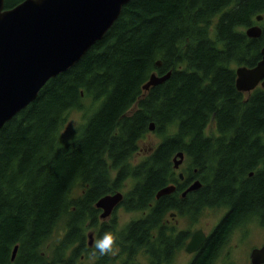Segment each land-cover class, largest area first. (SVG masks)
<instances>
[{
	"label": "trees",
	"instance_id": "16d2710c",
	"mask_svg": "<svg viewBox=\"0 0 264 264\" xmlns=\"http://www.w3.org/2000/svg\"><path fill=\"white\" fill-rule=\"evenodd\" d=\"M21 1L6 0V8ZM259 15L264 0L125 5L105 37L75 66L50 79L0 131V264H83V256L93 251L88 233L100 224L98 238L111 230L117 240L114 254L99 256V264L118 254L121 264H160L162 211L156 194L172 181L173 157L180 151L186 165L198 169L194 178H203L209 151L215 153L217 172L227 171L222 183L239 170L240 177L257 170L259 183L243 184V206L258 204L262 211L264 88L238 91L235 70L262 58L264 25L258 38L244 30ZM168 71L167 81L143 89L152 73ZM72 110H81L85 121L68 141L62 130ZM152 122L161 141L133 164ZM210 127L216 132L209 134ZM130 179L122 205L141 215L122 227L115 220L100 223L98 200L124 189ZM203 192L190 196L194 221L206 206ZM167 243L161 264L182 248L170 247L169 237L163 246ZM215 249L211 245L210 257L204 252L192 264H213Z\"/></svg>",
	"mask_w": 264,
	"mask_h": 264
},
{
	"label": "water",
	"instance_id": "95a60500",
	"mask_svg": "<svg viewBox=\"0 0 264 264\" xmlns=\"http://www.w3.org/2000/svg\"><path fill=\"white\" fill-rule=\"evenodd\" d=\"M6 0H0V131L7 122L26 109L39 96L47 82L75 66L84 55L101 41L122 9L131 0H23L12 8H6ZM263 15L257 17L262 21ZM263 29L255 24L247 27L250 38H258ZM262 58L254 66L236 67V88L251 93L257 87L264 88V46ZM157 66L162 61H157ZM172 71L165 74L154 72L143 86L148 91L167 81ZM150 131L155 124H150ZM174 167L179 168L185 154L180 151L174 158ZM183 177V174H180ZM200 179L195 180L183 193L201 188ZM176 190L167 185L158 190L160 198ZM124 200L121 191L102 196L96 203L101 219L110 218ZM92 248L94 231L88 233ZM205 242L202 229L197 230L186 250L196 252ZM18 245L13 249L15 260ZM251 264H264V246L251 252Z\"/></svg>",
	"mask_w": 264,
	"mask_h": 264
},
{
	"label": "flooded vegetation",
	"instance_id": "af4514ba",
	"mask_svg": "<svg viewBox=\"0 0 264 264\" xmlns=\"http://www.w3.org/2000/svg\"><path fill=\"white\" fill-rule=\"evenodd\" d=\"M214 130L216 132V129ZM210 131L211 130L208 129L209 134H211ZM211 148H214L213 144L210 145V149ZM152 150L153 148L150 149V152ZM214 155L215 153L213 154L210 151L207 153V160L203 169L202 179L194 178V174L198 172V169L186 165L185 160L179 168L174 167L173 160V179L168 185H174L176 190L160 198L156 197L159 202L160 210L162 211L157 227L159 244L162 245L160 249V264L163 255L169 253V248L167 247L168 243L163 246L165 237L171 239L170 247H173L175 244L182 245V248L176 252L167 264H175L176 258L183 251L187 252V255L190 257H188L182 264H192V262L204 252H208L210 257V254L213 253L210 252L211 245H214L216 248V258L213 264H217L223 259L231 262L235 260L238 255L239 258H241L243 252L241 253L240 251L244 246L251 248L249 254L247 253V262L251 264L252 249L264 246V208L260 211L258 204L249 208L243 206V202L245 201V196H243L244 192L242 191L243 184L247 187L249 184L259 183L257 170L250 169L242 177L239 176L241 173V170H239V173H236L235 178L224 180L222 183L220 181L227 171L221 170L217 172L211 160ZM258 162L259 160L257 161V164ZM180 174H183V177H181ZM197 179H200L202 182L201 188H204L203 195L206 206L201 216L198 217V220L200 221L201 218L206 220L204 228H195V218L193 215L194 213L192 212L193 201L190 199L193 191L183 195V193ZM131 181V179L127 181L124 189L118 190L123 192L124 196L125 192L132 187ZM166 203L172 208L164 211L163 206L166 205ZM118 208H124L122 203ZM118 208L110 218L103 220L101 219V216H99L100 223H111L115 220L118 223V226L121 227L117 216ZM101 213L102 211L100 212V215ZM101 226L102 225L100 224V227L98 226L99 228L92 229L94 231L95 240L98 239V236L100 235ZM199 229H202L204 232L205 242L196 252L189 253L186 250L187 245L192 239L194 233ZM93 257L96 260L95 263L99 264V255ZM112 261L107 264H112ZM141 261L144 263L148 262L146 258L141 259ZM119 264H121V262Z\"/></svg>",
	"mask_w": 264,
	"mask_h": 264
},
{
	"label": "rangeland",
	"instance_id": "374dc122",
	"mask_svg": "<svg viewBox=\"0 0 264 264\" xmlns=\"http://www.w3.org/2000/svg\"><path fill=\"white\" fill-rule=\"evenodd\" d=\"M254 24H259V25L263 26L264 25V18H263V21H260V22H258L256 20V22ZM246 29L247 28H245L244 30L246 31ZM84 121H85L84 114L81 110H72L70 112V115L68 116V120L66 122V125L62 130V137L65 140H68V141L71 140L74 130L79 125H81ZM209 130H211L210 133L215 131L214 128H212V127H210ZM160 141H161V137L156 135L154 132L151 131L149 134H147V136L140 142V149L135 154L134 158L132 159V163L136 164V163L143 161L145 159V157L150 153V149L153 148V146H155ZM140 215H141L140 212H128L125 208H118V210H117L119 225L121 227L124 226L125 224H127L129 221L133 220V218H135V217L137 218ZM195 222H196L195 228H197V227L204 228V226L206 224V220L203 218H201V221L197 220ZM88 241H89V238H88ZM118 251H119V249H117V252ZM249 251H251V248L248 246H244L242 248V250L240 251L241 253L243 252L241 258H239V255H238V257L231 262H228L227 260L223 259V260L219 261L217 264H249L247 262V253L249 254ZM188 257H190V256L187 255V252L183 251L176 258L175 264H182L184 261L187 260ZM122 258H123V255L119 256V254H118V256H115L112 264H119L122 261ZM139 259H140V256H139ZM95 261L96 260L93 257V255H91L89 253L84 257L83 264H96Z\"/></svg>",
	"mask_w": 264,
	"mask_h": 264
},
{
	"label": "clouds",
	"instance_id": "9594fccd",
	"mask_svg": "<svg viewBox=\"0 0 264 264\" xmlns=\"http://www.w3.org/2000/svg\"><path fill=\"white\" fill-rule=\"evenodd\" d=\"M117 237L111 230H106L103 234L93 242V251L91 255L107 256L114 254Z\"/></svg>",
	"mask_w": 264,
	"mask_h": 264
}]
</instances>
